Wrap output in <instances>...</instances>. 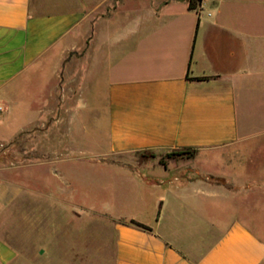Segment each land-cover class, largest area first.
<instances>
[{"label":"crops","instance_id":"crops-1","mask_svg":"<svg viewBox=\"0 0 264 264\" xmlns=\"http://www.w3.org/2000/svg\"><path fill=\"white\" fill-rule=\"evenodd\" d=\"M189 1L0 0V126H13L0 142L47 126L54 98L42 74L51 63L62 79L77 62L87 77L78 101L93 103L78 110L106 112L108 143L98 149L107 167L132 175L116 217L152 229L117 224L116 264H264V163L251 170L264 151L251 140L264 129L240 120L253 75L264 86V0ZM30 81L39 88L31 98L22 90ZM188 150L195 155L159 157ZM113 154L141 157L118 163ZM48 176L57 197L71 180ZM24 196L17 173L0 175V229ZM35 242L20 249L0 237V264H63L48 241Z\"/></svg>","mask_w":264,"mask_h":264},{"label":"rangeland","instance_id":"rangeland-1","mask_svg":"<svg viewBox=\"0 0 264 264\" xmlns=\"http://www.w3.org/2000/svg\"><path fill=\"white\" fill-rule=\"evenodd\" d=\"M79 56V53H71L69 60ZM57 68L49 63L40 81L42 89L46 86L48 94L54 98L51 101L54 113L48 118L47 126L33 127L10 143L0 142V175L17 173L25 186V196L17 202L10 221L1 227L0 237L13 241L17 248L30 250L38 248L39 242L35 241H48L45 248L62 253L63 264H116V228L122 221L116 216L121 215V199L128 194L132 175L125 169L107 167L103 149H98V144L108 143L106 112L102 110L99 117L93 118L78 110L93 104L88 98L78 101L81 91H86V69L81 74L76 62L61 79ZM253 76L257 81L251 87L248 107L241 109V128L250 127L261 133L264 129V86L258 82L259 74ZM22 90L30 98L31 94L39 92L32 82L23 85ZM56 97L59 102H55ZM7 115V111L0 112V117ZM12 128V125H1L0 140L11 139ZM251 145L264 147V134L251 140ZM187 153L171 151L159 157L164 160ZM140 157L141 154H113L108 158L119 163L120 159ZM55 158H74L79 164H45ZM225 158L221 156L220 160L225 161ZM200 159L214 162L212 157ZM263 163L264 151L258 153L257 150L251 170ZM261 172L264 177V171ZM48 173H67L71 179L63 184L58 197L55 191L60 185ZM45 191L52 192L46 196ZM237 204L246 209L243 212H248V203Z\"/></svg>","mask_w":264,"mask_h":264},{"label":"trees","instance_id":"trees-1","mask_svg":"<svg viewBox=\"0 0 264 264\" xmlns=\"http://www.w3.org/2000/svg\"><path fill=\"white\" fill-rule=\"evenodd\" d=\"M194 1L195 0H190L189 1V7H190V9H194ZM205 79H207V78L206 77H201V78H197L196 80H205ZM187 152H188L187 154L189 156H193L194 153H195V151H192V150H188ZM121 224L133 225V226H136V227L145 229V230H152L150 227H148V226H146V225H144V224H142V223H140V222H138L136 220H133V219L128 220V221L127 220H122L121 221Z\"/></svg>","mask_w":264,"mask_h":264}]
</instances>
